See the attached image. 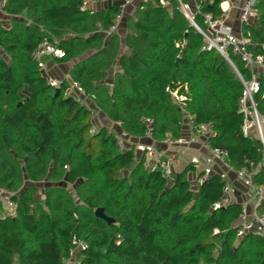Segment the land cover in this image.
<instances>
[{"label":"trees","instance_id":"1","mask_svg":"<svg viewBox=\"0 0 264 264\" xmlns=\"http://www.w3.org/2000/svg\"><path fill=\"white\" fill-rule=\"evenodd\" d=\"M97 1L104 4L82 9L84 0H0L8 17L7 25L0 21V188L16 203L12 216L0 203V264H63L77 241L85 247L76 249L75 264H264V237L236 238L240 205L212 208L224 186L218 174L194 188L186 174L195 167L187 164L167 179L144 166L133 144L121 148L115 130L90 131L99 111L127 137L147 138L149 129L159 142L181 136L188 115L194 126L210 125L209 143L227 152L234 169L256 170L254 182L264 185V144L242 134L234 68L203 48L178 0H138L109 34L120 0ZM182 1L199 5L194 20L202 30L205 14H222L223 0ZM253 7L240 33L247 51L264 58V0ZM43 42L63 52L52 59L71 62L67 74L86 104L65 94L66 79L55 95L33 56ZM227 54L249 79L239 55ZM257 77L264 118L261 69ZM97 207L113 221L96 217Z\"/></svg>","mask_w":264,"mask_h":264},{"label":"built area","instance_id":"2","mask_svg":"<svg viewBox=\"0 0 264 264\" xmlns=\"http://www.w3.org/2000/svg\"><path fill=\"white\" fill-rule=\"evenodd\" d=\"M94 1L95 0H84V4L81 8L91 7ZM178 1L182 13L189 20L190 24L203 35L205 40L203 48H213L218 51L234 68L242 84V91L238 100L239 112L243 116L241 124L242 134L244 136L253 134L264 144V126H262V124H264V118L258 114L254 99V95L259 90L257 69H261V73L264 74V65H262L264 64V58H262L261 55L253 57L247 51L245 47L246 39L242 37L241 33L239 36L234 34L231 28L224 23L228 14V9H222V14L216 19H212L210 14H205L203 16L205 29L202 30L194 20L196 13H200L199 5L194 1ZM255 1L256 0H243L239 15L241 25L250 22L255 16L253 7ZM133 2L134 0H120L121 10L115 20V25L111 27L106 34L115 31L126 7L132 5ZM229 49L232 53L239 55L241 60L244 61L245 65L249 68L251 72L249 79L245 80L235 69L227 54ZM44 55L48 56L50 59L61 58L63 52L50 44L45 42L41 43L33 56L42 70H46V64L42 60ZM45 76L47 82L56 88L63 79H66L68 84L64 91L65 94L72 96L79 104L87 103L84 91L78 83L70 79L68 74L60 79H55L47 75ZM172 97L179 104L183 103L186 99L184 95H178L175 92L172 93ZM189 123L190 133L194 139L190 135L189 137L181 135L177 138L166 136L159 142H154L152 140L148 143L140 141L133 142L131 138L127 137L120 129L115 130L116 138L121 148L133 144L134 151H136L137 155H140L144 166L152 170H159L161 175L167 179H171L176 175V166L182 163L185 158H187V164H191L195 167V171L191 172L193 178L189 180L194 188L209 176L218 174L224 181V186L222 188L221 198L212 205V208L219 209L230 204L238 203L240 205V212L235 222L236 238H241L248 233L264 237V215L259 212L261 204H264V185H259L254 182L256 170L250 169L247 166L234 169L228 162L227 152L209 143V138L214 135V131L210 125L199 124L194 126L190 118ZM115 125L119 127L118 123H115ZM95 129L96 126H92L90 131L94 132ZM147 137L150 138L149 129L147 130ZM192 140L201 144L205 150L202 154L195 155L190 152L189 144ZM216 168L220 170L216 171ZM233 181H237L240 187L234 184ZM12 195L13 193L11 191L0 188V203L3 208V216H12L15 214L16 203L12 200ZM75 242L74 240V243ZM84 247L85 244L82 241H77L75 249L71 251V256L65 259L63 264H75L74 253L76 249H84Z\"/></svg>","mask_w":264,"mask_h":264},{"label":"crops","instance_id":"3","mask_svg":"<svg viewBox=\"0 0 264 264\" xmlns=\"http://www.w3.org/2000/svg\"><path fill=\"white\" fill-rule=\"evenodd\" d=\"M136 1H138V0H135L134 4L136 3ZM102 3L103 2H99V1L96 0L93 5L94 6H95V4L103 5L104 3L103 4ZM242 4H243V0H224L219 5L221 10L222 9H228V11H227L228 14H227V17H226L224 23L231 28V30L234 32V34H236L238 36L240 35V30H241V23L239 21V15H240V10H241ZM130 6L132 7V5H129V6L126 7V9L128 7L130 8ZM120 30H121L122 33H119V34H120L121 37H123V35H124V24H122ZM43 60H44V62L46 64V70H48L50 72L57 73V76L60 75L61 70L65 69V68L68 69L66 67V65H64L63 63H58L54 59H50L48 56H45ZM67 72H68V70H67ZM111 74H112V72L110 73V75ZM189 118L190 117L187 115L185 120L183 121L181 135L182 136H188V137L190 135L194 139V137L190 133L191 131H190ZM93 121H95V125L96 126L104 125V126L110 127V129H112V130H118L119 129V127H117L114 123H111L101 113L98 115L97 119L93 118ZM132 140H134V138H132ZM141 140H143L144 142H149L150 139H149V137L138 139V141H141ZM189 148H190V152L192 154H195V155H200V154H202L205 151L199 142L193 141V140L189 144ZM186 165H187V158H185L182 161V163H180V164H178L176 166V168H175L176 174L178 172H180ZM218 170H220V169L216 168V171H218ZM230 176H232V175H230ZM186 178L188 180L192 179L193 178L192 173L188 172L186 174ZM233 182L238 187H240V184L237 181H233ZM238 199H239V197H238Z\"/></svg>","mask_w":264,"mask_h":264},{"label":"rangeland","instance_id":"4","mask_svg":"<svg viewBox=\"0 0 264 264\" xmlns=\"http://www.w3.org/2000/svg\"><path fill=\"white\" fill-rule=\"evenodd\" d=\"M134 1H135V0H134ZM134 6H135V4H134V2H133L132 7H134ZM130 7H131V6H130ZM0 21H2L5 25L8 24V17H7L6 14H4V13L1 11V9H0ZM121 26H122V23L119 25L118 33H122L121 30H120ZM115 30H116V29H115ZM70 63H71V62H68V63H65L64 65H66V67L69 69L68 66L70 65ZM68 69L65 68V69L61 70L59 76H57V73H55V72H50V71H48V70H43V73H44L45 75L49 76V77H53V78H55V79H60V78L64 77V76L67 74V70H68ZM99 114H100L99 111H95V115H94L93 118L97 119ZM98 122H99V121H98ZM92 123H93L94 126H96V125H95V121H93V119H92ZM96 127H97V126H96ZM230 175H231V174H230ZM231 177H232V176H231ZM41 185H43V183H41L40 186H41ZM68 188L71 189L72 186H68Z\"/></svg>","mask_w":264,"mask_h":264},{"label":"water","instance_id":"5","mask_svg":"<svg viewBox=\"0 0 264 264\" xmlns=\"http://www.w3.org/2000/svg\"><path fill=\"white\" fill-rule=\"evenodd\" d=\"M58 92H59V89L56 88V89H55V95L58 94ZM131 141H133V142H137L138 139H137V140H136V139H134V140L131 139ZM149 141H150V140H149ZM140 142L148 143V142H144L143 140H141ZM94 214H95L96 217L103 219V220L106 221L107 223H111V222L113 221L112 218H110V217H108V216H106V215L104 214L103 209H102L101 207H97V208L94 210Z\"/></svg>","mask_w":264,"mask_h":264}]
</instances>
